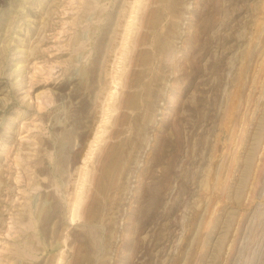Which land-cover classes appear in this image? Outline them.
<instances>
[{
	"label": "rangeland",
	"instance_id": "1",
	"mask_svg": "<svg viewBox=\"0 0 264 264\" xmlns=\"http://www.w3.org/2000/svg\"><path fill=\"white\" fill-rule=\"evenodd\" d=\"M0 264H264V0H0Z\"/></svg>",
	"mask_w": 264,
	"mask_h": 264
}]
</instances>
